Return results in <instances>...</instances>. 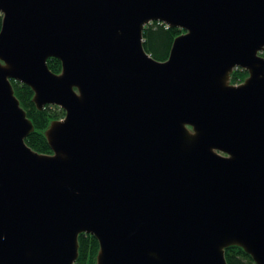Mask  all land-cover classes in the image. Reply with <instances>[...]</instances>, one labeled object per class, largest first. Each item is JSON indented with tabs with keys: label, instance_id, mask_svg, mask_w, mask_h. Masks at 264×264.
Here are the masks:
<instances>
[{
	"label": "water",
	"instance_id": "95a60500",
	"mask_svg": "<svg viewBox=\"0 0 264 264\" xmlns=\"http://www.w3.org/2000/svg\"><path fill=\"white\" fill-rule=\"evenodd\" d=\"M0 264H264V0H0ZM152 21L185 32L169 58ZM62 63L60 73L48 64ZM236 68L249 76L231 83ZM39 110L52 153L26 139Z\"/></svg>",
	"mask_w": 264,
	"mask_h": 264
},
{
	"label": "trees",
	"instance_id": "16d2710c",
	"mask_svg": "<svg viewBox=\"0 0 264 264\" xmlns=\"http://www.w3.org/2000/svg\"><path fill=\"white\" fill-rule=\"evenodd\" d=\"M2 27V15H0V30ZM184 30L178 27H168L159 21H152L144 28V46L146 50L157 60L165 61L169 58L173 42ZM49 67L56 73L62 70V63L56 57L48 59ZM245 69L237 68L231 76V83L239 84L248 77ZM15 94L20 100L21 106L26 110L28 117L33 121L35 130L26 139L28 145L39 153L50 154L52 149L46 137V130L50 124L62 119L65 111L59 106L47 105L39 110L33 102L34 91L26 84L12 79ZM79 257L75 264H97L100 250L98 239L89 233L79 235ZM228 264H256L253 258L245 250L237 245L226 249Z\"/></svg>",
	"mask_w": 264,
	"mask_h": 264
},
{
	"label": "bare ground",
	"instance_id": "6f19581e",
	"mask_svg": "<svg viewBox=\"0 0 264 264\" xmlns=\"http://www.w3.org/2000/svg\"><path fill=\"white\" fill-rule=\"evenodd\" d=\"M0 15H2V13L0 12ZM3 16V15H2ZM169 27V26H168ZM184 30V29H183ZM184 32H185V30H184ZM182 34V33H181ZM237 69V68H236ZM242 69V68H241ZM247 71V70H246ZM56 106V105H55ZM61 108V107H60ZM62 109V108H61ZM64 110V109H63ZM65 111V110H64ZM65 115H66V112H65ZM65 115H64V117H63V119L65 118Z\"/></svg>",
	"mask_w": 264,
	"mask_h": 264
},
{
	"label": "rangeland",
	"instance_id": "374dc122",
	"mask_svg": "<svg viewBox=\"0 0 264 264\" xmlns=\"http://www.w3.org/2000/svg\"><path fill=\"white\" fill-rule=\"evenodd\" d=\"M261 55H263V56H264V52H262V53H261ZM247 72H248V71H247ZM248 74H249V73H248ZM248 76H249V75H248Z\"/></svg>",
	"mask_w": 264,
	"mask_h": 264
}]
</instances>
